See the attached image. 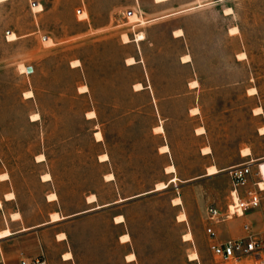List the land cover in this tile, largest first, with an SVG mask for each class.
Masks as SVG:
<instances>
[{
  "label": "rangeland",
  "instance_id": "rangeland-1",
  "mask_svg": "<svg viewBox=\"0 0 264 264\" xmlns=\"http://www.w3.org/2000/svg\"><path fill=\"white\" fill-rule=\"evenodd\" d=\"M37 2L47 11L33 16L27 5ZM195 3L198 0L159 6L152 0H19L0 5V155L30 218L47 210L42 197L48 185L39 184L45 173L52 175L49 186L58 196L56 208L64 216L73 215L91 208L85 205L90 194H97L102 205L155 191L157 184L170 179L162 172L169 158L157 156L156 149L164 140L172 148L180 177L176 185L64 225L77 264H124L131 248L138 253V264H185L195 251L200 264H218L199 244L194 228L203 219L209 223L204 213L209 204L203 207L206 194L183 188L214 165L222 174L213 181L219 203L231 186L226 171L264 158V0H227L147 25L136 15L148 20ZM227 6L234 12L225 18ZM85 12L89 22L79 21L87 18ZM33 26H39L40 33L14 42L11 31L25 34ZM232 27L239 29L238 35L228 34ZM176 28H183L185 37L172 41ZM139 32L146 41L134 43ZM123 34L132 39L130 44L122 43ZM47 38L53 42H44ZM136 39L145 37L139 40L138 34ZM53 43L57 46L51 47ZM139 45L147 76L140 66L126 67ZM187 53L192 63L182 65ZM240 53L245 58H239ZM77 59L82 67L71 70ZM20 65L33 73L21 72ZM141 80L154 86L155 101L149 90L135 92ZM194 80L199 85H192ZM87 83L89 94L80 95L84 92L79 87ZM250 89L256 94L250 95ZM27 91L35 93L34 99L25 98ZM194 107L197 116L189 111ZM258 108L261 115L255 112ZM90 110L96 118L88 121ZM35 113L41 119H32ZM161 124L165 135L153 130ZM199 127L205 135L197 137ZM96 132L102 141H96ZM205 147L208 156L202 153ZM245 149L250 150L248 158L241 155ZM39 154L46 155L45 162L36 161ZM104 154L109 161L101 163ZM108 174L115 177L111 182L105 180ZM4 189L0 185V193ZM183 195V206L173 208L172 199ZM179 211L186 213L194 234V242L184 246L179 239L189 226L174 223ZM118 214L127 216V226L113 228L111 218ZM123 232L132 236L129 247L117 245ZM59 251L51 245L52 264H59Z\"/></svg>",
  "mask_w": 264,
  "mask_h": 264
},
{
  "label": "crops",
  "instance_id": "crops-1",
  "mask_svg": "<svg viewBox=\"0 0 264 264\" xmlns=\"http://www.w3.org/2000/svg\"><path fill=\"white\" fill-rule=\"evenodd\" d=\"M13 1L15 2V1H19V0H5L4 2H1L0 5H2V4L5 5V4L11 3ZM82 1H84V0H82ZM135 1L139 2V0H135ZM152 1L155 5L159 6V5L169 3L172 0L165 2V3H162V4H157V3H155L154 0H152ZM226 1L227 0H213V1H210V2L205 3V4L204 3L201 4L200 3L201 1L198 0V3H195L194 6H192L190 8L179 10V11L164 12V13H161L160 15L153 17L152 19H148V20L147 19L144 20V18L140 14L139 15L136 13H132V14H136L140 19L145 21L146 22L145 25H147V24H151V23H154L157 21H161L164 19H169V18L175 17V16L183 14V13L191 12V11L203 8L205 6H209V5L214 4V3L218 4V3H222V2H226ZM36 5H40L42 7V11H40V12L34 11L33 8L36 7ZM200 5H201V7H200ZM27 9H28L29 13L33 16H35V14L45 13L47 11V7L43 2H37V3H35V5H32V6L27 5ZM226 9H231L232 14H226V12H225ZM226 9L223 11V13H224L223 15H225L224 16L225 18L233 15L234 10L232 7L227 6ZM81 12H84V11H80V13ZM85 13L87 14V18L82 19V20L78 19L79 21H81V22L88 21L89 22V18H90L89 14L87 12H85ZM126 24L128 25V22ZM130 25H133V24H130ZM89 27L91 28V30H93L91 26H89ZM139 27H142V26L139 24L133 25V28H139ZM232 28H237V27H232ZM232 28H230V29H232ZM230 29H228V31H227L229 35H231L229 33ZM99 30L100 29H98V28L94 29V32H98ZM176 31H181L182 36L181 37H175L174 32H176ZM37 33H40V27L39 26L31 27V30L25 34H20L18 31H11L10 32V34H14L16 36V40H14V42L28 38L29 36H34ZM141 33L144 35L145 39L143 41L138 42L136 39V36L138 34H141ZM171 34H172L171 40L175 41L177 39H181V38L185 37V30L183 28H176L172 31ZM238 34H236V35H238ZM126 35L130 40V42L128 44H130L132 39H130L128 34H126ZM231 36H235V35H231ZM146 37L147 36L143 32H139L137 34L135 33L134 34L135 39L133 40V42L134 43H143L146 41ZM48 39H50L52 41L51 38H47L44 41H46ZM128 44H125V45H128ZM54 46L56 47L57 45L54 44L51 47H54ZM240 54H242V53H240ZM184 56H189L190 62L189 63H183L182 62V65L191 64L192 63V56L189 53L184 54L182 56V58ZM129 58L134 59L135 64L134 65H128L126 63V67L131 68V67H135V66H140L142 69V72H144L146 76L148 75V69L145 65V61H144L143 55L141 53L140 45L138 48V54L135 53V54L129 56L126 59V61ZM75 61H79L80 66L79 67H73L72 66L73 69L70 68L71 70L79 69L82 67V61L80 59H77ZM192 82H196L199 85L198 80H194ZM137 84L141 85L142 89L139 91L135 90L136 93H140V92H144V91L149 90L151 93V97H152L153 101H155L157 99L156 95H154V92H153L154 86L151 85L149 80H147V83L144 80H141V81L137 82L135 85H137ZM82 86H86L88 91L86 93H81L80 95L89 94L88 86L86 84H84ZM27 92H32L33 97L32 98H26V99H34L35 93L33 91H27ZM194 108H196V107H194ZM194 108H192V109H194ZM155 109H156V112L159 113V109L157 106H155ZM192 109L189 110L190 113H191ZM196 109L198 110V108H196ZM89 112H93L95 114V118H96V112L94 110H90ZM35 114H38V113H35ZM38 115L40 116V114H38ZM197 115H199V112L196 115L193 114V116H197ZM95 118H93V119H95ZM39 119H41V118H39ZM93 119L88 118V121L93 120ZM37 121H39V120H37ZM32 122H36V121H32ZM157 127H161L164 131L162 134L158 133V135H165L164 125L161 124V125H158ZM157 127H155V128H157ZM155 128L153 129L154 131H155ZM200 128H202V127H199L194 131V133L196 134L197 137L205 135V134H203V135L197 134V130ZM165 146L168 147V152L167 153H161L160 148L165 147ZM205 148H208V147H205ZM39 155H43L44 158H46L45 154H39ZM156 155L169 158L168 163L164 167H162V172H164L165 175L170 176V179L166 183H163V184L168 185V188L171 185H176L177 183H175V182L172 184L169 183L173 178H176L178 180V182H180V177L177 175V167H176L175 163L173 162L172 148L166 140H164V142L161 143V145H159L157 147ZM205 156H208V155H205ZM36 161H37V159H36ZM43 162H45V160ZM43 162H38V163H43ZM3 163L4 162H3L2 157L0 155V185L4 186V188H5L4 191H2L0 193V204H1V206H0V264H19L22 260H32V259H37V258L43 260L46 264H52V261L50 259V247H51V245L58 247L60 250L58 257H57L59 264H77V261L74 259L73 252L67 246V244H68L67 241H68L69 235H68L66 229L64 228V225L72 223L80 217H86L87 215H90V216L101 215L105 212L111 211L112 207H114L115 205H119L121 203L122 204L126 203V206H127L130 204L129 202H132V201L137 200L141 197L156 193V190H155V191H151L149 193H145L143 195H138L136 197L126 199L125 201L120 200L119 202L107 203V204H102V205L99 204V196L97 194H90V195L95 196L96 201L94 203L90 204L87 202V197H86L85 205L88 207H91V208L86 209L84 211H81L77 214L64 216L62 213V210L60 208H56V205H58V201H59L58 196L56 193L51 191L50 186H49V183L52 181V175H51V173H45V174H49L51 176V181H49V182L44 181L42 177L45 174H43L39 178V184L42 186L48 185V191L42 197L43 208L46 207L47 210H46V212H42V214L40 216H38V218L35 219V218H30L28 215V212L26 211L24 206L21 205L19 194L15 189L12 174H11V172L6 170ZM101 163H105V162H101ZM171 166L174 168L175 172L173 174H167L165 170L167 167H171ZM210 166H214V165H210ZM206 172H207V169H206ZM4 174H6L8 176V179L3 181V180H1V176ZM219 175H222V174H218L215 176H207L205 173L202 179H200L197 182H194L191 185L185 186L183 188V189H188V191H194V192L198 191L199 193H203V195L206 194L207 200L203 203L204 204L203 207L205 206V204H209V205L205 208V211H204L205 215H206L207 208L210 206H216L220 211L224 212V210L226 209V206L229 202V193L231 191V186L228 189L227 193L224 195V197H222V201L219 203L216 202L217 193L213 187V181ZM106 182H111V181H106ZM202 184L203 185L205 184L206 186L208 185L212 188L205 190L201 186ZM208 186L206 188H208ZM168 188H166V189H168ZM10 194L13 195V198L11 200H7L6 196L10 195ZM50 194H56L57 199L55 201H52V202L49 201L48 196ZM176 198H179L181 200V202H182L181 205L176 206L173 204V200ZM174 199H172V205H173L172 207L173 208L182 207L183 201L185 202L187 200L184 195H183V197L178 196V197H175ZM52 206H54V209H52ZM53 214H57L61 220H59L57 222H52L51 219H52ZM181 214H184L186 216V220L184 222L178 221V217ZM17 215L19 216L17 219L13 218L14 216H17ZM118 216L123 217L124 221L122 223H116L115 222V218ZM127 223H128V218H127V216L125 217L123 214H118V215L112 217L111 221H110V224L113 226V228L123 227V226H125V224L127 226ZM174 223L176 225L186 223L187 226H189L186 213L179 211L178 215L175 216ZM244 224L251 225L253 232L260 233L261 242H262V245L264 246L263 219H262L259 212L248 213L242 218H236L234 220L226 221V222L218 223V224H212L210 222L208 223L205 221V219H203L200 222H198V224H195L194 228H196V230H198L196 235L198 236L199 244H201L203 247L208 248L210 251V245L212 243L225 244V243L230 242L232 240H237V239L242 238L244 236V234L242 232V226ZM208 228H211L213 230V232L216 234V237L213 240H211L209 238V236L206 232ZM204 230H205L206 234H204ZM4 232H8L9 235L5 236V237H1V233H4ZM188 233L191 234V236H192V240L189 242H194V234L191 231L190 226H189L188 231H185V233L182 235L181 239H179V242L182 246H184L186 243H189L187 241H184V238H183ZM62 235L65 237V239L60 238V236H62ZM125 235L129 237V242H127V243L121 242L122 236H125ZM182 239H183V241H182ZM117 245L119 247H125V246L129 247V245L131 246L132 245L131 234L129 232H126V233L123 232L122 234H120L118 236ZM263 249H264V247H263ZM193 253H197L198 260L191 261L189 259V256H190L189 255V256H186L185 264H200V260H199L200 257H199L198 252L195 251V252H192L191 254H193ZM66 255H70V257H71L70 260H65ZM130 255H133L135 259L132 261L127 260V257ZM209 255H210V258H214L211 251H210ZM261 257H262L263 261H261L259 264H264V250L261 253ZM138 259H139L138 253L134 250V248L133 249L131 248L126 254H124L122 261L124 264H138ZM214 260H215V258H214Z\"/></svg>",
  "mask_w": 264,
  "mask_h": 264
},
{
  "label": "built area",
  "instance_id": "built-area-1",
  "mask_svg": "<svg viewBox=\"0 0 264 264\" xmlns=\"http://www.w3.org/2000/svg\"><path fill=\"white\" fill-rule=\"evenodd\" d=\"M226 173L231 180L226 212L223 213L216 206H210L206 210L207 220L212 224H218L242 218L248 213L259 212L264 229V160H250L229 168ZM206 232L211 240L216 237L211 228ZM242 232L244 236L240 239L210 245V251L218 264H259L263 261L261 253L264 249L260 233L253 232L249 224L242 226ZM19 264L46 263L37 258L22 260Z\"/></svg>",
  "mask_w": 264,
  "mask_h": 264
},
{
  "label": "bare ground",
  "instance_id": "bare-ground-1",
  "mask_svg": "<svg viewBox=\"0 0 264 264\" xmlns=\"http://www.w3.org/2000/svg\"><path fill=\"white\" fill-rule=\"evenodd\" d=\"M37 6V5H36ZM227 12H231V10L229 9V10H227ZM229 33L231 34V35H236V34H238V29L237 28H232V29H230V31H229ZM174 35H175V37H181L182 36V32L181 31H176V32H174ZM122 40H123V43H128L129 42V40H128V37H127V35L126 34H123L122 36ZM143 39V35H142V33L141 34H139V40H142ZM47 41V40H46ZM45 42V41H44ZM239 58H245V54H240L239 56H238ZM134 59H132V58H130V59H128L127 61H126V63L128 64V65H132V64H134ZM182 62L183 63H189L190 62V57L189 56H184L183 58H182ZM72 65L73 66H75V67H78V66H80V62L79 61H73L72 62ZM19 69L21 70V72H25V67L23 66V65H20L19 66ZM192 85H197V83L196 82H193V83H191ZM135 88L134 89H136L137 91L138 90H141L142 88H141V85H135L134 86ZM83 91L84 93L87 91V88L85 87V86H82V87H80L79 88V91ZM248 93L250 94V95H255L256 94V90L255 89H250L249 91H248ZM25 98H32V93L31 92H27V93H25ZM198 110L196 109V108H194V109H192L191 110V113L192 114H194V115H196V114H198ZM255 112H256V114L257 115H261L262 114V109L261 108H258V109H256L255 110ZM35 118H38V115H33L32 116V119H35ZM87 118H89V119H93V118H95V114L93 113V112H89V113H87ZM155 131L156 132H158L159 134H162L163 133V129L161 128V127H157V128H155ZM262 132H264V129H262L261 130ZM197 133L198 134H204V130L202 129V128H200V129H198L197 130ZM94 136H95V139H96V141H98V142H100V141H102V135H101V133L100 132H96L95 134H94ZM160 152L161 153H167L168 152V147H161L160 148ZM202 153L204 154V155H209L210 154V149L209 148H205V149H203L202 150ZM242 157L243 158H246V157H249V156H251V153H250V150L249 149H245L244 151H242ZM37 161H39V162H42V161H44V157L42 156V155H40V156H38L37 157ZM260 160H264V158H262V159H260ZM100 161L101 162H106V161H108V156L107 155H102V156H100ZM166 173L167 174H173L174 172H175V170H174V168L171 166V167H167L166 168ZM218 174V171H217V169H216V167H214V166H211V167H209L208 169H207V176H215V175H217ZM43 180L44 181H50L51 180V177H50V175L49 174H46V175H44L43 177ZM8 179V176L6 175V174H4V175H2L1 176V180H7ZM105 180L106 181H112V180H114V177H113V175L112 174H108L106 177H105ZM177 181V179L176 178H173L169 183H174V182H176ZM168 185H165V184H163V183H160V184H157L156 185V192H159V191H161V190H163V189H165L166 187H167ZM261 187H263V186H261ZM13 198V195L12 194H10V195H7L6 196V199L7 200H11ZM57 199V196H56V194H50L49 196H48V200L49 201H55ZM96 201V198H95V196H93V195H91V196H89L88 198H87V202L88 203H93V202H95ZM173 204L174 205H176V206H179V205H181L182 203H181V200L180 199H174L173 200ZM0 206H1V204H0ZM19 216L17 215V216H14L13 218H15V219H17ZM52 222H57V221H59V220H61L60 218H59V216L57 215V214H53L52 215ZM186 220V217H185V215L184 214H182V215H180L179 217H178V221H180V222H184ZM124 221V219H123V217L122 216H118V217H116L115 218V222L116 223H122ZM9 235V233L8 232H4V233H1V237H5V236H8ZM60 238L61 239H65V237L62 235V236H60ZM184 241H187V242H189V241H191L192 240V236H191V234H186L184 237ZM121 242H123V243H127V242H129V237L128 236H122V238H121ZM70 255H66L65 256V260H70ZM135 258H134V256L133 255H130V256H128L127 257V260H129V261H132V260H134ZM189 259L191 260V261H196V260H198V255L197 254H192V255H190V257H189Z\"/></svg>",
  "mask_w": 264,
  "mask_h": 264
},
{
  "label": "trees",
  "instance_id": "trees-1",
  "mask_svg": "<svg viewBox=\"0 0 264 264\" xmlns=\"http://www.w3.org/2000/svg\"><path fill=\"white\" fill-rule=\"evenodd\" d=\"M128 39H129V38H128ZM129 42H130V40H129ZM129 42H128V43H129ZM128 43H127V44H128ZM134 64H135V62H134ZM134 64H132V65H134ZM137 85H138V84H137ZM87 86H88L89 91H90V90H91V86H90L88 83H87ZM85 87H86V86H85ZM86 88H87V87H86ZM87 91H88V89H87ZM87 91H86V92H87ZM138 91H139V90H138ZM86 92H85V93H86ZM37 115H38V114H37ZM39 118H40V116H39ZM163 132H164V131H163ZM167 188H168V186H167ZM164 190H165V189H164ZM90 196H91V195H90ZM93 196H94V195H93ZM87 198H88V197H87ZM93 203H94V202H93Z\"/></svg>",
  "mask_w": 264,
  "mask_h": 264
},
{
  "label": "water",
  "instance_id": "water-1",
  "mask_svg": "<svg viewBox=\"0 0 264 264\" xmlns=\"http://www.w3.org/2000/svg\"><path fill=\"white\" fill-rule=\"evenodd\" d=\"M27 74H32L33 73V69L31 67L27 68Z\"/></svg>",
  "mask_w": 264,
  "mask_h": 264
}]
</instances>
